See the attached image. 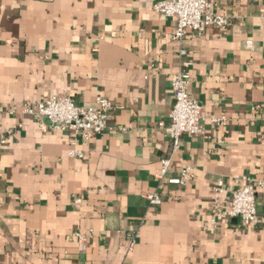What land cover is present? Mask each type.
<instances>
[{"label": "crops", "instance_id": "0c3cea01", "mask_svg": "<svg viewBox=\"0 0 264 264\" xmlns=\"http://www.w3.org/2000/svg\"><path fill=\"white\" fill-rule=\"evenodd\" d=\"M156 1L0 0V264H264V0H214L230 24L180 40ZM184 62L203 132L172 156L168 175L188 165V180L159 184L172 149L159 122ZM53 94L107 98V127L87 140L44 131L23 106ZM235 175L256 192L254 225L212 222V188L225 206Z\"/></svg>", "mask_w": 264, "mask_h": 264}, {"label": "built area", "instance_id": "2783aa9c", "mask_svg": "<svg viewBox=\"0 0 264 264\" xmlns=\"http://www.w3.org/2000/svg\"><path fill=\"white\" fill-rule=\"evenodd\" d=\"M152 9L161 16L174 19L170 37L177 40L183 39L189 32L200 35L208 27L224 29L231 21L228 13L217 10L214 0H159L152 5ZM245 46L251 48L252 40L247 39ZM181 54H184L183 50ZM187 65L188 63L184 62L183 68L179 69L171 79L174 100L169 113L170 122L166 126L159 122V126L169 134L172 143L171 153L161 159L160 168L156 173L159 184L165 182L181 185L188 180L191 171V167L188 165L181 167L176 175H168L172 156L178 150L183 134L197 136L203 132L202 107L189 92L191 74ZM111 107V102L102 96H97L93 105L85 106L75 103L66 94H53L39 102L24 104L23 111L36 118L44 131L48 129L71 131L75 136L87 140L100 134L107 127ZM209 122L213 126H221L226 123V117L210 115ZM260 125V138L264 141V115H261ZM4 142L5 138L1 137L0 146ZM68 153L71 156H83L82 151L75 147H71ZM246 179L242 175L233 177L236 188L232 190V195L226 201L225 206H222L219 198L222 182L218 180L213 186L210 205L213 223L215 220L225 217L239 218L243 225L258 223L256 192L252 185L246 182ZM257 185L264 188V180H258ZM146 199L152 205H158L162 201L158 191L146 194ZM74 201L76 205H79L81 199L75 198ZM261 221L264 225V214ZM76 235L81 245H84L85 236L78 232Z\"/></svg>", "mask_w": 264, "mask_h": 264}]
</instances>
